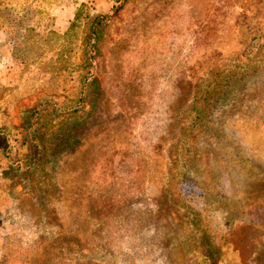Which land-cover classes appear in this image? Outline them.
<instances>
[{
	"label": "rangeland",
	"instance_id": "rangeland-1",
	"mask_svg": "<svg viewBox=\"0 0 264 264\" xmlns=\"http://www.w3.org/2000/svg\"><path fill=\"white\" fill-rule=\"evenodd\" d=\"M83 3L115 0H0V172L36 157L26 110L80 95V51L39 71ZM109 36L98 100L43 127L26 180L0 175V264H264V0H130ZM62 120L91 126L59 157Z\"/></svg>",
	"mask_w": 264,
	"mask_h": 264
},
{
	"label": "trees",
	"instance_id": "trees-1",
	"mask_svg": "<svg viewBox=\"0 0 264 264\" xmlns=\"http://www.w3.org/2000/svg\"><path fill=\"white\" fill-rule=\"evenodd\" d=\"M129 2L130 0H115V5L113 6L111 13L92 12L90 7L85 3L78 7L69 28L62 35L63 43L65 44L62 47H59L53 54L56 58L53 56L52 61L48 60L46 62L40 60L39 80H42L40 81L42 87H44V84H49L54 74L64 70L67 67L65 63L71 60L80 51L82 53L81 60L74 66V70L81 83L80 95L77 98L66 97V100L64 101L44 99L37 106L26 110L23 117L25 121L22 126L28 129L27 139L35 148L36 157L33 160H30L26 165H24V162L27 161L25 159L18 160L15 163L10 162L9 169L0 172V175L14 176L13 173H15V176L20 177L19 182L24 179L26 180L28 178L27 173L31 171V168L40 165L42 160L46 157L45 152L47 151V146L41 134L43 127L49 125V122L53 121L54 118L60 114L76 116L86 103L96 102V100H98L102 83L97 69L98 63L109 48V27L113 17L116 16V14ZM6 18H10V16H6ZM18 21H21V29H26V31L30 30L28 25H26L25 20L20 18ZM53 34L58 36L56 32H53ZM19 37L27 39V32L19 35ZM249 55L250 54L248 53V56ZM50 64L52 65V68L48 70L50 75H48V80L43 82V73L47 72L46 67ZM233 66L238 67L237 65ZM239 70H242V72L240 73ZM231 71L232 72L229 75L225 74L223 80H217L215 82L216 85L220 87H230L232 84L241 81L247 70L246 66H244V68H235ZM237 78L238 80L236 81ZM209 82L212 83L213 81L210 80ZM204 88L206 89L204 92L205 97L203 100L201 99V104L209 108L210 104L214 101L216 94L221 93V91H210L206 87ZM217 89L221 90L222 88ZM88 121L82 120L78 123L77 121H74L71 124L72 127L70 126L71 128L64 127L63 125L65 122L64 120L61 121V126L58 129L59 132L56 135L58 138V142L55 144L56 156L64 157V155L68 156L70 153L77 151V148L83 142V136L88 132L91 126V123ZM0 130H3L2 126H0ZM190 219H193L192 216ZM8 220L16 224L17 222H21L20 215L15 213L5 216L2 219V222ZM198 230L202 231L200 236L203 237V230L200 228H198ZM36 231L33 230L32 235H34ZM28 236L29 234L25 233L24 238L26 239V242H28Z\"/></svg>",
	"mask_w": 264,
	"mask_h": 264
},
{
	"label": "crops",
	"instance_id": "crops-1",
	"mask_svg": "<svg viewBox=\"0 0 264 264\" xmlns=\"http://www.w3.org/2000/svg\"><path fill=\"white\" fill-rule=\"evenodd\" d=\"M3 252H5V250H0V263L2 262V259H3ZM6 253V252H5Z\"/></svg>",
	"mask_w": 264,
	"mask_h": 264
}]
</instances>
